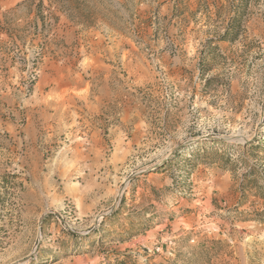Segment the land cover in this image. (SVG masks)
Wrapping results in <instances>:
<instances>
[{
  "label": "rangeland",
  "instance_id": "1",
  "mask_svg": "<svg viewBox=\"0 0 264 264\" xmlns=\"http://www.w3.org/2000/svg\"><path fill=\"white\" fill-rule=\"evenodd\" d=\"M261 139L264 0L4 13L0 264H264Z\"/></svg>",
  "mask_w": 264,
  "mask_h": 264
},
{
  "label": "trees",
  "instance_id": "2",
  "mask_svg": "<svg viewBox=\"0 0 264 264\" xmlns=\"http://www.w3.org/2000/svg\"><path fill=\"white\" fill-rule=\"evenodd\" d=\"M238 24V15H236V14H234V16H232L231 18H230V20L228 21V24H227V27L225 28V31L221 34V36H220V39H227V40H233L234 38H235V35H236V32H235V29H237V25ZM219 142H221V141H217V140H212V143H219ZM222 143V142H221ZM262 143H264V139H261V140H259L258 142H256V144H253V145H249L248 147H249V149H251V150H253V149H255L256 147H258V146H260ZM224 144H225V146H226V148L229 150L231 147H232V145L231 144H229V143H226V142H224ZM206 146H202V147H199L198 148V150H202V151H210V152H212L214 149L212 148V146H210V147H207V148H205ZM180 149H177V150H175L174 152H173V154L175 155V154H178V151H179ZM216 154H217V152H215ZM220 155H222V158H224V160H228L229 159V153H228V155H227V153L225 152V151H223V152H221L220 154H219V156ZM183 157H184V160H186V161H189V160H191V158L193 157V155H192V153H190V152H188V151H186V153L183 155ZM223 166V165H222ZM251 175H253V169L250 167V171H248L246 174H244L243 176H244V179H248L249 180V182H252L253 183V185H257V182H256V180L255 179H253V180H251ZM262 219H264V216H263V218Z\"/></svg>",
  "mask_w": 264,
  "mask_h": 264
},
{
  "label": "crops",
  "instance_id": "3",
  "mask_svg": "<svg viewBox=\"0 0 264 264\" xmlns=\"http://www.w3.org/2000/svg\"><path fill=\"white\" fill-rule=\"evenodd\" d=\"M40 2V0H0V19L2 14L4 13H13L18 12L21 9H27L34 11L36 4ZM55 5H51L49 9H53ZM54 21L60 24V22L64 21L66 24H69V20L67 19V15L61 11H54ZM20 19V18H19ZM17 19V21H19ZM68 25H61V28H66ZM62 28V29H63Z\"/></svg>",
  "mask_w": 264,
  "mask_h": 264
}]
</instances>
